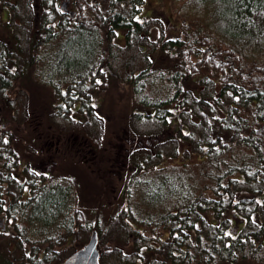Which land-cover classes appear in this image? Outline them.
Instances as JSON below:
<instances>
[{
  "label": "trees",
  "instance_id": "16d2710c",
  "mask_svg": "<svg viewBox=\"0 0 264 264\" xmlns=\"http://www.w3.org/2000/svg\"><path fill=\"white\" fill-rule=\"evenodd\" d=\"M145 2L62 0L63 9L61 0H36L29 12L34 19L26 44L30 56L20 60L23 41L11 22L18 14L17 2L0 0V188L7 190L3 196L0 192V218L23 234L19 241L23 252L13 256V262L47 264L58 239H64L61 235L52 243H36L39 236L27 239L32 227L18 228L20 222L40 224L37 232L43 236L53 235L57 226L72 232L78 225L74 219L57 223L58 214L64 219L69 209L64 203L68 189L48 182L46 174L24 159L30 147L32 152L33 146L36 151L41 147L37 154L45 163L44 143L48 148L51 138L60 135L61 129L45 119L46 111L51 109L53 117L57 114L65 121L72 119L75 109L93 116L94 95L119 73L114 67L119 52L122 56L143 40L151 45L152 57L125 77L134 82L140 98L133 126L150 143L166 131L170 135L163 148L157 145L158 153L149 149L143 156L137 150L131 155L139 159L133 162L138 175L125 190L127 198L132 188L145 189L148 200L177 197L178 208L164 222L171 238L178 239L172 252L201 253L205 264H214L219 254L230 262L249 258V244L264 236V0H186L176 11L181 16L182 10L194 8L197 28L188 31L184 23L176 34L164 28L155 39L151 19L142 11ZM70 3L73 9H68ZM174 3L178 5L177 0ZM5 10L10 11L6 21L1 16ZM122 37L124 42H118ZM138 47L141 53L147 48ZM38 63L46 66L48 79L40 75L52 90L44 101L36 99L42 109L31 110L24 126L33 132L30 138L22 137L26 129L16 117L15 96L20 90H15L16 82ZM134 63L131 56L124 70L134 68ZM30 79L40 86L34 75ZM154 81L163 88L158 84L156 91L151 89ZM165 154L178 160L160 162ZM22 167L20 179L17 171ZM33 240L27 248L24 243ZM158 245L165 248L159 251L171 252L166 243Z\"/></svg>",
  "mask_w": 264,
  "mask_h": 264
},
{
  "label": "rangeland",
  "instance_id": "374dc122",
  "mask_svg": "<svg viewBox=\"0 0 264 264\" xmlns=\"http://www.w3.org/2000/svg\"><path fill=\"white\" fill-rule=\"evenodd\" d=\"M10 1L17 2L18 14H15L11 22L16 33L21 34L23 44L21 45L22 55L19 58H21L20 60H25L30 56L27 41L34 30V19H30L31 15L29 12L31 7L32 9L35 8L36 0ZM174 1L146 0L142 11L145 16L151 19L153 26L151 39H155L157 35L159 36L164 28H167L169 34H176L181 28H185L184 23L188 25L186 28L188 31H194L197 28L198 19L196 18H198V15L194 8L182 10V15L179 16L176 10H180L186 0H177L178 5ZM68 9H70V6ZM201 9L203 10L204 7ZM6 11H2L1 15L4 21L8 19L6 16H10V11ZM162 21L165 22L166 26ZM17 22L23 24L19 26ZM124 39L122 37L117 41L121 43L124 42ZM147 43L148 40H143L140 44L147 47ZM140 44H136V46L138 47ZM148 45L149 47L143 53L139 52L136 46L122 56H120L121 51L119 52V57L114 63V67L119 73L118 75L114 74L113 78L110 79V83L107 82L94 95L95 114L93 116H88L85 111L82 113L79 109H75L71 114L72 119L65 121L58 117L57 114L53 117L51 109L46 111L48 114L45 119H48L61 130L59 136L51 138L52 141L50 145H47L48 148L44 141L42 142L44 143V154L41 157L45 163H40V156L37 154L41 147L37 150L38 152L34 146L33 150L35 152L31 151V147L28 151H25L27 153L24 158L26 159L25 161L30 162L29 164L40 173L46 174L48 182L62 184V187L68 189L65 191L64 203H67L66 207H69V209L65 211L64 219L63 216L60 217V213L58 214L57 223L61 225L63 222H68L72 219L77 220L78 223L72 232H66L64 227L57 226L53 235L46 234L43 236L39 231L37 232L40 224H30L28 226L29 222H20L17 226L18 228H26L28 230V228L32 227L25 234L28 236L27 239H34L35 234L39 236L36 243L43 242V240H48L52 243L56 237L64 235L62 242L58 239L56 250L47 264H62L68 256L89 241L92 230L97 227L101 232L99 233V249L100 255H102L101 264H116L117 262L112 257L113 252L114 254H119V250L121 254H131V247L136 248L137 251L141 249L143 252L148 250L155 261L154 264L167 263L161 255L163 252L157 250V246L159 241H163L161 237L165 239L163 243H166L167 249H171L173 246L171 233H168L166 229L168 225L164 224V222L169 218L170 212L178 208L177 197H172L169 194L158 201L148 200L149 194H147L145 189L139 188L137 190L131 189L130 198H127V192L125 193V190L131 186L134 178L138 175L137 164L133 166V162L135 163L139 159L137 158L136 160L131 155L137 150L143 156L144 153L149 152V149L154 154L158 153L157 145L163 148V142L170 135L166 131L154 138L153 142L150 143V139L146 140L140 137L133 126L135 123L133 113L141 108L139 104L135 105V102L140 100V98L134 93V82L126 78L133 69L138 70L143 66L148 55L152 57V47L149 43ZM131 56L135 60L132 66L135 67L124 70L125 61L130 59ZM40 65L42 64L34 65L36 67L34 68L33 66L32 70L28 67L25 76L16 82L15 90L18 91L20 89L17 93L18 96H15L16 107L18 106L16 117L17 121L21 122L19 123L21 129H26L24 133H21L22 137L26 135V137L30 138L31 132H33H30V129L24 126L26 125L24 123L28 124L30 121L31 110L39 111L42 109L36 99L38 98L39 102L45 98L47 99L51 92L50 90H52L50 83L44 82V78L48 79L49 77L47 68L45 65ZM40 74H43L44 78ZM32 75L37 78L40 86L31 82L30 78ZM158 84L163 88V84L160 81L157 83L154 81L151 89L156 91ZM10 94L8 96L13 97V93ZM56 100L58 102L60 98ZM45 102L48 103L47 100ZM75 106L78 105L75 104ZM11 121L14 122L13 118H11ZM140 123L138 119L137 127L141 131L143 125ZM10 128L15 129L13 126H10ZM37 134L39 135L38 132ZM52 158H56V161ZM176 160L178 158L174 159L165 154L160 162H174ZM157 162V157H154L153 164ZM21 166L24 167L23 161ZM23 167L17 171L20 179H23V173L21 172ZM157 178L160 179V177ZM139 187L142 186L139 185ZM12 189H15L14 185ZM5 191H7L5 188H0L1 196H3ZM23 196L25 197L26 194L24 195L23 193ZM6 197L9 198V194ZM130 210H134L135 213ZM126 219H129L133 225L130 223V225H125ZM14 227L11 221L8 226H5L4 221L0 218V264H19L21 262L20 260L17 263L12 261L13 256H21L20 254L23 252V249L19 247V241L23 234H20ZM17 236L19 237L18 240H16ZM31 243H34V240L24 244L28 248ZM259 249L262 250L260 253L264 252L263 247ZM196 250L199 251V249ZM193 254L202 260L201 253ZM179 262L191 264L188 260L182 258H176L173 264H179ZM243 264H264V261L258 259L255 262L248 259Z\"/></svg>",
  "mask_w": 264,
  "mask_h": 264
},
{
  "label": "flooded vegetation",
  "instance_id": "af4514ba",
  "mask_svg": "<svg viewBox=\"0 0 264 264\" xmlns=\"http://www.w3.org/2000/svg\"><path fill=\"white\" fill-rule=\"evenodd\" d=\"M72 3L69 4L71 7ZM135 166V165H134ZM236 232V230H235ZM161 240H165L163 237H161ZM163 241H159L158 243H161ZM171 241L175 243L178 241L176 238H171ZM183 246L182 248L185 250L188 247V241L182 242ZM251 247L249 248V258H244L243 256L239 257L238 260H235L234 262H230L226 259H223L222 254H219L215 257L214 264H243L244 262H247L248 259H251L252 261H257L258 259H262L264 261V252L260 253L262 251L259 249L260 247H263L264 249V236L262 238H256L253 242V244H249ZM159 249H164L160 247L159 245L157 246V250ZM171 252L169 253H163L161 254L165 261L167 262L166 264H173L176 260V258H182L188 260L190 263L195 259L196 262L195 264H205L204 263V258L202 257V260L197 258L194 254L191 256L189 254H182L180 252L173 253L172 250L173 248H169ZM136 248L131 247V254H121V251L118 250L119 254H112L113 260L117 262L116 264H154V260L152 259L151 253L147 251H142L139 250L136 253ZM102 253V250H101ZM102 256V255H101ZM263 256V257H261ZM115 264V263H114ZM179 264H184V262H179Z\"/></svg>",
  "mask_w": 264,
  "mask_h": 264
},
{
  "label": "water",
  "instance_id": "95a60500",
  "mask_svg": "<svg viewBox=\"0 0 264 264\" xmlns=\"http://www.w3.org/2000/svg\"><path fill=\"white\" fill-rule=\"evenodd\" d=\"M65 9V3H62ZM62 264H101L99 232L92 230L89 241L68 256Z\"/></svg>",
  "mask_w": 264,
  "mask_h": 264
},
{
  "label": "snow or ice",
  "instance_id": "6c2138e0",
  "mask_svg": "<svg viewBox=\"0 0 264 264\" xmlns=\"http://www.w3.org/2000/svg\"><path fill=\"white\" fill-rule=\"evenodd\" d=\"M97 83H100V81H97ZM226 235L231 236V233H226Z\"/></svg>",
  "mask_w": 264,
  "mask_h": 264
}]
</instances>
